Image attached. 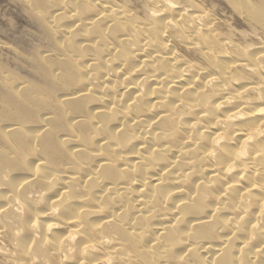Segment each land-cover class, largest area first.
<instances>
[{"label":"bare ground","instance_id":"6f19581e","mask_svg":"<svg viewBox=\"0 0 264 264\" xmlns=\"http://www.w3.org/2000/svg\"><path fill=\"white\" fill-rule=\"evenodd\" d=\"M8 1L0 264H264V0Z\"/></svg>","mask_w":264,"mask_h":264},{"label":"rangeland","instance_id":"374dc122","mask_svg":"<svg viewBox=\"0 0 264 264\" xmlns=\"http://www.w3.org/2000/svg\"><path fill=\"white\" fill-rule=\"evenodd\" d=\"M10 4L11 3L8 0H0V40L2 39V41H3L5 39L4 40L5 42L8 41L9 43H12L11 45L12 46L14 45L15 50H18V51H15V50H14V52L13 51H9V52L3 51L2 56L5 53L6 56H3V58L4 57L6 58V59L4 58L6 60V61L5 60L4 61L7 64V67H9L11 70L16 69L15 71L18 72V74H20V75H25V73H27V67H25V66H27V64H26L27 61L24 57L23 52L26 53V51H24V50H26V49L28 50L27 47L33 46L35 44L34 42H36V41H35V38H33L34 37L32 35L33 30L30 27V25L28 24L27 20L25 21V19L20 14H18L17 9L12 4L11 5ZM29 27H30V29H29ZM27 28L29 29V31ZM15 36H17V37L15 38ZM22 38H23V41L21 40ZM12 39L14 42H12ZM24 39H26V40L24 41ZM31 41H32V43H31ZM19 42L20 43L22 42V43L20 44ZM23 42H24V44H23ZM17 44H19L18 46H21V49H20V47H19V49H17L18 48ZM19 52H22V53L20 54ZM15 53H17V54H15ZM15 56H17V57H15ZM20 56L22 57V59ZM7 59H9V60L14 59V61L13 60L9 61ZM16 60H17V62H16ZM7 62H9L10 66L8 65ZM10 62H11V64H10ZM23 62H25V63H23ZM18 63H19V65H18ZM13 64H15L16 68H14L15 66ZM19 71H20V73H19ZM21 72H23L24 74Z\"/></svg>","mask_w":264,"mask_h":264}]
</instances>
